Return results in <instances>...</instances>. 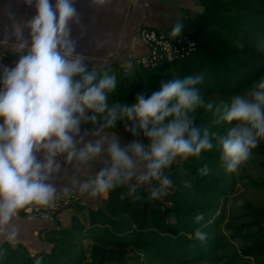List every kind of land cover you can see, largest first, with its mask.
<instances>
[{"label": "trees", "instance_id": "obj_1", "mask_svg": "<svg viewBox=\"0 0 264 264\" xmlns=\"http://www.w3.org/2000/svg\"><path fill=\"white\" fill-rule=\"evenodd\" d=\"M202 6L201 14L186 21L197 50L185 59L155 68L141 66L136 60L131 61L130 68L119 70L86 66L96 75L94 83L105 75L116 80L115 88L106 90L105 111L89 110V129L94 125L109 130L136 126L135 121L126 118L106 126L110 110L132 105L138 95L150 96L162 84L175 79L198 78L194 88L200 99L218 94L230 98L264 75V0H202ZM20 57L6 55L0 69L12 63L15 64L9 68L15 67ZM201 110V105L195 106L187 117L192 126L200 129L201 137L208 133L213 147L199 156L175 158L176 165L166 175L175 188L168 199L153 198L150 191L131 188L121 180L108 191L102 208L88 209L87 225L71 215L59 223L58 230L41 235L52 246L49 252L32 255L24 245L5 243L0 247V264H238L242 257L264 264V209L248 207L253 217L248 224H225V208L220 200L234 190L235 173L242 165L228 172L221 159L219 140L231 126L224 123L222 116L203 117ZM137 131L143 143L148 144L143 132ZM258 150L264 154V146ZM248 161L264 169L263 161L252 156ZM205 168L206 174L201 171ZM188 187L195 193H189ZM200 197L209 200L201 202ZM75 207L86 209L82 205ZM197 216L203 218L197 221ZM223 225L233 239L249 242L242 254H224L233 244L220 232ZM197 232L204 236L203 240L196 237Z\"/></svg>", "mask_w": 264, "mask_h": 264}, {"label": "clouds", "instance_id": "obj_2", "mask_svg": "<svg viewBox=\"0 0 264 264\" xmlns=\"http://www.w3.org/2000/svg\"><path fill=\"white\" fill-rule=\"evenodd\" d=\"M74 16L72 0H55V5L51 0H36V15L28 22L30 48L15 67H5L0 77V230L26 206L49 204L55 189L44 181L54 170L58 153H67L71 161L77 155L87 160L101 152L97 142L88 143L77 154L71 133L78 131V115L83 116L85 110L105 111L106 90L114 89L116 80L105 75L94 83L95 73L87 71L80 56H73L75 45L68 39L67 25ZM180 31L181 25L177 24L172 34L177 36ZM26 44L27 41L20 47ZM77 76L81 79H74ZM197 82L198 78L192 76L175 79L162 84L150 96L138 95L132 105L110 110L106 126H112L117 119L135 121L130 131L137 135L138 128L149 144L132 141L121 147L113 139L108 146L112 166L98 173L93 196L107 193L122 175L130 179L137 161L146 167L138 177L141 182L159 180L162 170L176 157L199 156L212 149L208 133L201 137L200 129L192 126L187 117L201 103L194 88ZM222 119L231 127L219 140L221 159L228 172H235L264 139V79L254 84L248 94L234 96ZM41 146L47 150L44 163L33 154ZM201 171L206 174L207 168ZM162 184L167 187L171 181L165 177ZM157 194L153 191L152 197ZM202 218L197 216L196 220ZM196 237L204 239L200 232Z\"/></svg>", "mask_w": 264, "mask_h": 264}, {"label": "crops", "instance_id": "obj_3", "mask_svg": "<svg viewBox=\"0 0 264 264\" xmlns=\"http://www.w3.org/2000/svg\"><path fill=\"white\" fill-rule=\"evenodd\" d=\"M76 9L74 16L68 23V39L75 45L73 56H80L85 66L104 69H123L130 66L131 61L145 55L147 47L140 40V31L148 27L160 33L172 35L177 24L181 25L180 32H187L190 27L186 21L194 19L203 12L202 0H72ZM36 9L33 11V17ZM2 18V16L0 15ZM32 17V18H33ZM6 19L0 22V53L4 55H25L31 45V29L29 28L28 46L21 48L17 44V32L12 26L5 25ZM8 26V27H5ZM21 25V21H20ZM15 29H18L17 27ZM9 64L6 67L13 66ZM5 68V67H4ZM2 67L0 77L3 75ZM80 120L78 131L71 133L77 154L88 144H101V152L87 160H80L78 155L71 161L67 153H58L54 157V170L44 181L51 185L57 195L71 194L75 197L73 206L68 207L54 218L37 219L28 216L23 209L19 210L11 221L0 230V247L9 243L16 247L24 245L32 255L49 252L52 248L42 236L44 233L59 229V223L68 216H77L84 225L88 224V209L102 208L109 193L93 196L95 179L101 170L110 169L111 158L108 146L113 139L118 140L121 147H126L136 140L143 142L139 134L133 135L131 128L107 129L91 122L89 110H85ZM3 120H0V124ZM144 144V143H143ZM41 163L46 162L47 150L44 147L34 149L33 153ZM58 165V169L56 168ZM136 165L140 168L139 162ZM135 170V168L133 169ZM132 170V171H133ZM121 176V180L126 183ZM87 185V187H85ZM82 205L86 209H79Z\"/></svg>", "mask_w": 264, "mask_h": 264}, {"label": "rangeland", "instance_id": "obj_4", "mask_svg": "<svg viewBox=\"0 0 264 264\" xmlns=\"http://www.w3.org/2000/svg\"><path fill=\"white\" fill-rule=\"evenodd\" d=\"M53 5H55V0H51ZM36 9V0H32L31 4L28 3V0H0V21L4 18L6 21L5 25L11 24L12 21H15V25L12 26L14 30H21L19 32V36L17 37V44L21 45L25 41H27L26 46L29 43V27L28 22L33 17V11ZM21 21V25H20ZM8 27V26H5ZM0 26H3L0 22ZM18 29H15V28ZM143 29V28H142ZM18 35V32L16 33ZM28 52L27 50H25ZM129 67V66H127ZM130 68V67H129ZM261 79H264V75L257 81L259 82ZM256 82V83H257ZM255 83V84H256ZM253 86L242 92L238 95H246L248 94ZM234 97V96H233ZM233 97H225L221 94L211 96L210 98L200 99L201 103L196 105L199 107L202 106L201 114L203 117L207 116H222L227 108L230 106ZM211 104V108L208 105ZM197 110L194 112V115H197ZM136 141V140H134ZM141 143H143L141 141ZM149 144V140H148ZM148 144H145L147 146ZM264 146V139H261L257 145V147L252 150L251 156L258 159V161L264 162V154L258 152L259 148ZM181 159L183 157L178 156ZM140 168L136 165L135 170H133V175L129 179L126 176L124 177L126 180V184L131 188H144L151 193L153 191H157L156 198L160 200L168 199L170 193L175 189L174 185L170 184L165 187L162 184L163 178L166 177L168 171H170L173 166L176 165L175 159L171 162L169 166L162 170L161 179H152L149 181L141 182L138 177L146 171V167L144 162L138 161ZM137 163V162H136ZM236 186L234 190L227 198H223L220 200V203L225 208V224H229L232 226H241L248 224L253 221V217L249 216L251 213L248 210V207H254L257 209H264V187H261V184L264 183V169L257 168L254 164L246 161L242 163L241 167L235 173ZM171 181V180H170ZM172 183V182H171ZM183 189L182 191H185ZM187 190H190L189 193L194 194L195 191L191 190V187H188ZM201 202L208 201V197H200L198 199ZM264 225V223H263ZM221 233L225 234L228 237L229 242L233 244V247H229L224 251V254L231 257L234 254H242L243 248L248 246L249 242L244 239L235 240L231 237V232H227L225 225L221 227ZM199 264H216L214 262H205ZM238 264H257V260L253 258L242 257L239 260Z\"/></svg>", "mask_w": 264, "mask_h": 264}, {"label": "built area", "instance_id": "obj_5", "mask_svg": "<svg viewBox=\"0 0 264 264\" xmlns=\"http://www.w3.org/2000/svg\"><path fill=\"white\" fill-rule=\"evenodd\" d=\"M140 40L147 47V53L137 59L136 63L155 68L165 62L185 59L197 50V43L190 32H180L177 36L160 33L153 28L145 27L140 31ZM6 55L0 53V67ZM3 85L0 83V90ZM75 197L71 194H54L48 205L31 204L23 211L37 219H51L73 204Z\"/></svg>", "mask_w": 264, "mask_h": 264}]
</instances>
